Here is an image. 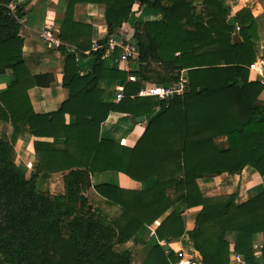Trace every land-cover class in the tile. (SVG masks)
Listing matches in <instances>:
<instances>
[{"label":"trees","instance_id":"obj_1","mask_svg":"<svg viewBox=\"0 0 264 264\" xmlns=\"http://www.w3.org/2000/svg\"><path fill=\"white\" fill-rule=\"evenodd\" d=\"M12 1L0 0V75L7 69L14 72L8 89L0 93V120L15 128L11 141L0 137V264H130L115 245L129 242L168 211L156 235L179 240L186 233V211L200 206L189 236L203 264H231L232 233L234 252L257 264L253 238L264 233V190L237 205L234 194L205 198L197 181L240 174L247 166L264 176V103L259 99L264 83L250 80L260 39L251 9L233 14L225 0H204L200 12L192 0H69L61 34L65 40L78 51L92 49L91 27L74 21L77 3L106 5L109 35L91 51L94 70L86 76H80L76 53L59 48L65 57L63 87L70 98L58 111L38 114L28 90L49 86L54 78L33 75L26 65ZM136 3L165 17L136 28L139 66L133 75L140 81L127 82V73L106 67L103 55L109 37L128 21ZM183 70L189 80L184 95L169 100L139 95L143 82L176 83ZM102 80L127 82L124 98L103 102L98 89ZM155 106L162 111L149 120L134 147L100 138L101 124L111 112L137 119L149 117ZM67 113L76 117L75 125L66 124ZM24 132L65 139L63 147L35 141V151L39 172L70 171L65 177L69 197L92 188L91 174L97 172L118 171L141 182L156 177L157 182L142 191L95 185L106 205L118 211L109 215L90 206L73 216L38 188V176L26 177L17 165L14 143ZM222 136L228 138V149L217 144ZM96 212L109 217V223ZM143 252L142 264H173L179 258L159 244L147 245ZM262 253L264 259V245Z\"/></svg>","mask_w":264,"mask_h":264},{"label":"crops","instance_id":"obj_2","mask_svg":"<svg viewBox=\"0 0 264 264\" xmlns=\"http://www.w3.org/2000/svg\"><path fill=\"white\" fill-rule=\"evenodd\" d=\"M154 1V0H147ZM198 7V12L203 7L204 0H192ZM264 2V1H263ZM226 6L230 7L235 14L243 7L251 9L259 25V41L257 43V58H264V5L261 0H225ZM69 0H13L9 7L14 12L19 24L21 25L19 35L24 38L23 57L26 65L33 75H51L54 81L49 86H34L28 90L33 108L38 114H48L58 111L62 105L69 100L70 90L63 87L65 73V57L60 52V47L64 46L69 51L76 53L77 64L80 76H86L93 72L95 59L91 54L94 44L105 40L109 35V28L106 20V5L93 3H77L74 8V21L91 27L92 49L87 51H78L77 47L70 41L62 37V27ZM165 14L159 10L136 3L133 6L132 13L128 21L121 27L114 30L109 37L108 46L103 61L105 66L112 69H118L127 73V82L129 76L138 70L137 56L123 57L126 43L123 45L118 41L112 44V39L116 35H121L125 42L127 38L135 33L136 28L150 22L161 21ZM46 32H51L53 39L46 36ZM235 39H240L236 34ZM137 59V60H136ZM255 60V61H256ZM254 61V62H255ZM187 77V71L182 74ZM14 79V72L7 69L0 75V93L6 91ZM250 80L261 81L264 83V67L259 70H250ZM126 83L119 80H102L98 84L101 92V99L105 103H118V95L123 93L125 96ZM148 84H157L155 82L145 81ZM141 91V90H140ZM140 93V92H139ZM142 96V95H140ZM260 101L264 103V90L262 91ZM162 111L160 106H155L149 117L145 119L132 118L130 115L121 112H111L101 124L100 138L114 141L120 145L134 147L143 133L145 132L149 120ZM65 122L68 125L76 124V117L73 114L65 115ZM14 125L10 122L0 120V137L8 140L13 139ZM54 142L59 146H65L64 138H36L29 132L20 135L15 143L16 162L24 175L28 178L38 176L37 183L42 191L51 192L55 187L54 181L57 178L65 177L70 171L39 172L38 159L35 151V141ZM217 144L221 149H228L229 142L226 136L219 137ZM92 188L102 183L113 184L122 188L131 190H147L155 185L156 177L141 182L132 179L124 173L118 171H104L91 174ZM199 187L205 198H216L227 195H235V203L240 205L253 198L264 190V176L260 175L256 169L247 166L240 174L222 173L215 176H206L199 178ZM66 187V183H65ZM200 207H194L186 211V233L179 240H159L156 235V229L171 212L158 219L152 225H144L138 234L129 242L119 244V248L125 254L127 249H133L132 243L138 241L141 244L154 246L161 245L167 252L174 251L178 255L190 257L195 255L202 259L190 239L189 232L196 227V220ZM232 237L231 245H235V234ZM264 233L254 235L253 252L257 264H264L263 249ZM231 264H248L243 256L238 258L233 252L231 254Z\"/></svg>","mask_w":264,"mask_h":264},{"label":"rangeland","instance_id":"obj_3","mask_svg":"<svg viewBox=\"0 0 264 264\" xmlns=\"http://www.w3.org/2000/svg\"><path fill=\"white\" fill-rule=\"evenodd\" d=\"M264 0H261V3L264 5ZM127 40H131L130 36L127 38ZM137 43V42H136ZM137 59L139 57L137 56ZM136 59V60H137ZM137 64H139V60H137ZM155 68L159 69L157 64L153 65ZM55 187H53V190L51 192H46L49 194L52 198L56 199V202H59L61 204L62 210L64 209H70L73 213V216H76L80 214L79 212L85 211L86 208L92 207L93 209L103 208L109 215L115 214L118 210L117 208H111L106 205V202L104 199H102L94 189L89 188L88 190L84 192H80L79 194H75L73 197H69L66 191L65 183L63 181V178H57L55 181ZM37 186L40 190H42L38 183ZM45 192V191H44ZM87 210V209H86ZM82 212V213H83ZM97 218L105 223H109V217H106L104 215H100L98 212H96ZM231 235H229V240L231 242ZM146 245L139 243L136 241V243H132L133 249H127L125 251L124 257L130 262V264H142L145 261V254L143 252ZM114 250L118 254H122V249L119 248L118 245L114 246ZM233 251V246H230V257Z\"/></svg>","mask_w":264,"mask_h":264},{"label":"built area","instance_id":"obj_4","mask_svg":"<svg viewBox=\"0 0 264 264\" xmlns=\"http://www.w3.org/2000/svg\"><path fill=\"white\" fill-rule=\"evenodd\" d=\"M240 30V26H237V31ZM46 36L52 40L53 35L51 32H46ZM120 41L123 45L125 43L127 44L125 47V51L123 52V57H128V56H135L139 54V49L138 45L136 43L134 34L131 36V40L124 39L120 34L116 35L112 39V44L117 43ZM100 45L94 44V49H99ZM264 67V58L256 60L254 63L251 64L250 70H259ZM129 81L131 82H138L140 79L135 76V75H130L129 76ZM188 84L189 80L188 77H184L181 75L180 81L172 84H148L147 82H143V87L141 88V91L139 95L142 96H151V97H156L160 100H169L173 97L176 96H182L184 95L187 90H188ZM124 98L123 93H120L118 95V99L121 100ZM234 254L240 258L241 255H238L234 252ZM173 264H203V261L201 258L196 257L195 255L190 256V257H185L183 255H179V258L173 262Z\"/></svg>","mask_w":264,"mask_h":264},{"label":"water","instance_id":"obj_5","mask_svg":"<svg viewBox=\"0 0 264 264\" xmlns=\"http://www.w3.org/2000/svg\"><path fill=\"white\" fill-rule=\"evenodd\" d=\"M139 119H143V120H144V119H145V117H144V116H141V117H139Z\"/></svg>","mask_w":264,"mask_h":264}]
</instances>
